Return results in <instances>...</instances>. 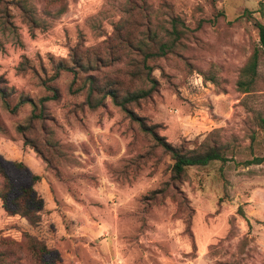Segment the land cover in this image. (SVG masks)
<instances>
[{
  "label": "rangeland",
  "instance_id": "rangeland-1",
  "mask_svg": "<svg viewBox=\"0 0 264 264\" xmlns=\"http://www.w3.org/2000/svg\"><path fill=\"white\" fill-rule=\"evenodd\" d=\"M50 1L28 2L42 28L31 32L12 8L15 32L0 27V77L14 92L11 104L20 94L35 103L50 96L36 74L49 78L50 61H68L78 45H98L127 17L126 0ZM146 1L152 27L168 28L171 12L187 31L177 54L154 61L159 90L139 114L172 146L192 148L209 137L228 150L225 163L190 168L177 185L191 215V235L186 213L180 215L174 201H149V193L168 180L170 159L149 154L148 141L110 102L90 111L83 96H68L71 75L61 73L50 84L60 100L47 103L45 122L62 153L58 174L14 132L30 107L16 115L0 110L10 134L0 135V165L11 183L7 208L25 187L43 200L35 227L9 217L0 201V238L29 232L46 243L45 264H264V160L247 163L264 156V133L247 112L264 114V55L258 100L245 106L236 89L240 69L258 47L255 21L264 25V0ZM43 134L38 125L41 150ZM32 176L39 181L32 183Z\"/></svg>",
  "mask_w": 264,
  "mask_h": 264
},
{
  "label": "trees",
  "instance_id": "trees-1",
  "mask_svg": "<svg viewBox=\"0 0 264 264\" xmlns=\"http://www.w3.org/2000/svg\"><path fill=\"white\" fill-rule=\"evenodd\" d=\"M61 0H51L50 4ZM29 0H0V27L4 32H15L13 14L15 9L21 21L30 29L42 28L40 20L34 11V4ZM167 5V4H166ZM125 19L114 25L111 36L96 46L83 48L81 45L71 49L68 61H50L52 75L47 78L36 74L40 86L51 93L50 96L40 98L35 103L28 95H19L14 104L12 89L5 86L0 77V110L9 115H16L24 106H29V113L14 126V132L20 137L23 144L31 147L41 160L50 169L59 173V159L62 153L58 143L54 140L53 131L49 130L45 122L49 120L47 103L60 100L57 88L50 86L61 73L71 75L67 85V95L73 98L83 96V107L90 111L105 108L110 102L128 121L132 128L148 141L149 154L159 153L170 159L169 178L160 188L149 193V201L157 203L158 197H169L177 204L183 218L185 231L190 234L191 215L186 199L178 190V184L187 178V172L193 167H205L212 162L227 161V147L217 144L214 140L205 138L200 144L192 148L172 146L166 138L160 135L158 125L149 124L146 117L139 114L140 108L153 100L158 93L159 83L152 76L154 61L177 54L181 40L186 35V27L182 20L173 13L167 14L168 28L151 25L152 9L146 0H126ZM63 13L62 8L57 10L56 16ZM258 33V47L239 71L236 80V89L244 95V105L251 104V100H258V85L260 84L259 64L264 55V25L255 21ZM34 69V68H33ZM21 70L20 72H24ZM264 83V82H262ZM251 120L264 133V114L256 109H247ZM41 126L43 134L41 150L36 142L37 126ZM0 135L8 136L9 131L0 116ZM254 140V136H251ZM48 152L49 154H45ZM55 158H51L52 155ZM264 156L254 158L248 164H260ZM32 183L39 181V176H32ZM11 191L9 178L0 165V201L9 217L23 218L31 226H37L41 221L43 200L37 196L32 187L22 188L19 194L12 199L13 209L7 208L8 195ZM186 209L187 211H185ZM184 210L185 212H181ZM241 217L243 211L237 210ZM48 252L46 243L27 231L19 233L18 238L5 236L0 238V264H45L44 256ZM23 255V256H22Z\"/></svg>",
  "mask_w": 264,
  "mask_h": 264
}]
</instances>
